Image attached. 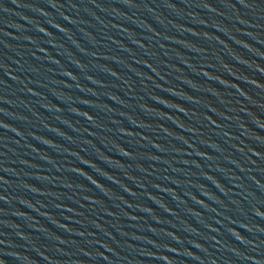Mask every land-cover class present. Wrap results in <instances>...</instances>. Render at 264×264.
<instances>
[{
    "label": "water",
    "instance_id": "water-1",
    "mask_svg": "<svg viewBox=\"0 0 264 264\" xmlns=\"http://www.w3.org/2000/svg\"><path fill=\"white\" fill-rule=\"evenodd\" d=\"M0 124V264H264V0H0Z\"/></svg>",
    "mask_w": 264,
    "mask_h": 264
},
{
    "label": "snow or ice",
    "instance_id": "snow-or-ice-1",
    "mask_svg": "<svg viewBox=\"0 0 264 264\" xmlns=\"http://www.w3.org/2000/svg\"><path fill=\"white\" fill-rule=\"evenodd\" d=\"M246 6V5H245ZM2 127H5V125H3V124H0V128H2ZM3 199V197H0V200H2ZM257 215H260V213L259 212H257Z\"/></svg>",
    "mask_w": 264,
    "mask_h": 264
}]
</instances>
